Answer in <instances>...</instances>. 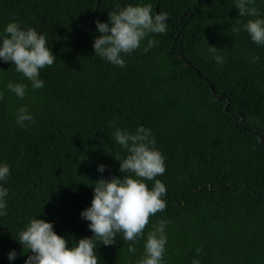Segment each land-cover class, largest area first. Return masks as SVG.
<instances>
[{"label":"trees","instance_id":"16d2710c","mask_svg":"<svg viewBox=\"0 0 264 264\" xmlns=\"http://www.w3.org/2000/svg\"><path fill=\"white\" fill-rule=\"evenodd\" d=\"M151 3L167 13L166 32L149 34L123 55L126 66L94 53L96 21L128 4ZM235 0H0V34L16 20L46 35L56 56L40 70L42 88L0 61V164L10 174L7 215L0 216V264H25L18 234L33 218L53 224L74 247L92 238L81 212L91 206L94 182L121 178L117 128L151 130L166 170L167 207L150 218L129 253L117 234L111 246L96 239L99 264H137L147 232L168 221L163 264H264V46L238 28ZM264 18V0H255ZM148 39L158 41L148 52ZM218 49L223 64L213 60ZM253 56H259L253 63ZM27 85L19 99L7 85ZM27 107L33 121L16 123ZM114 121V124L110 122ZM259 136L262 138L260 141ZM105 166L103 173L98 171ZM151 189L154 181H145ZM202 249L197 254L196 249ZM15 251L16 258L8 259ZM26 251V250H25Z\"/></svg>","mask_w":264,"mask_h":264},{"label":"clouds","instance_id":"9594fccd","mask_svg":"<svg viewBox=\"0 0 264 264\" xmlns=\"http://www.w3.org/2000/svg\"><path fill=\"white\" fill-rule=\"evenodd\" d=\"M234 7L240 17L251 19L243 24L238 20L240 27L233 28V32L239 34L243 30L252 42L264 46V18H261L255 0H235ZM167 16V13L153 15L151 3L118 7L109 12L108 23L95 22L100 35L93 41L94 53L112 65L125 67L122 54L130 55L139 49L150 33H165ZM157 43L156 40L148 39L143 51L148 52ZM207 51L213 54L217 64L224 63V58L216 54L218 49L208 45ZM259 59V56H253L252 62H258ZM55 60L56 56L47 46L46 35L38 33L35 28L23 29L19 22L13 20L7 23L0 34V61L11 62L15 71L31 82L33 89L43 87L44 81L39 78L40 70L51 67ZM7 88L19 99H24L27 89L24 83L9 82ZM2 99L3 92H0ZM25 121L32 122L33 116L27 107H21L16 112V123L24 127ZM113 136L127 152L123 160L114 156L119 161V171L131 175L122 178L120 175L108 180L101 178L94 182L91 206L80 214L82 219L89 222L92 238H81L74 247H69V242L55 233L51 222L33 218L19 232L17 239L24 252L32 253L25 264H99L96 239L100 240V244L111 246L116 243L117 234H122L123 240L130 242L128 252L136 253L134 245L144 235L150 218L167 207L163 199L166 186L156 179L166 170L165 158L155 148L151 130L143 126H139L134 133L117 128ZM98 171L103 173L105 166L100 165ZM9 174L8 165L0 164V181L6 182ZM145 181H154L151 189ZM7 195L8 189L0 186V216L7 215ZM167 223V220L161 219L147 232L144 253L137 264H163ZM201 251L200 248L196 249L197 254ZM15 258V251L9 252L8 259ZM191 264H200V261L193 259Z\"/></svg>","mask_w":264,"mask_h":264},{"label":"water","instance_id":"95a60500","mask_svg":"<svg viewBox=\"0 0 264 264\" xmlns=\"http://www.w3.org/2000/svg\"><path fill=\"white\" fill-rule=\"evenodd\" d=\"M156 14H158V12L156 11ZM259 138H260V141L262 142V138L259 136Z\"/></svg>","mask_w":264,"mask_h":264}]
</instances>
